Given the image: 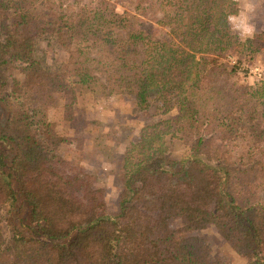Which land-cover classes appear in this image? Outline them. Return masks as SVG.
<instances>
[{
	"label": "trees",
	"instance_id": "trees-1",
	"mask_svg": "<svg viewBox=\"0 0 264 264\" xmlns=\"http://www.w3.org/2000/svg\"><path fill=\"white\" fill-rule=\"evenodd\" d=\"M131 3L0 0V264H223L193 236L211 227L264 264V79L244 82L229 61L264 53L263 39L243 44L227 27L234 0ZM42 38L66 61L38 58ZM83 91L133 98L144 123L116 218L70 159L74 138L40 113L75 122Z\"/></svg>",
	"mask_w": 264,
	"mask_h": 264
},
{
	"label": "rangeland",
	"instance_id": "rangeland-1",
	"mask_svg": "<svg viewBox=\"0 0 264 264\" xmlns=\"http://www.w3.org/2000/svg\"><path fill=\"white\" fill-rule=\"evenodd\" d=\"M122 13L133 11L132 0H108ZM234 8L227 18V27L237 35L244 44L248 40L258 42L263 39L264 49V0H234ZM160 39L168 38V29H161ZM246 49L239 58L232 55L229 61L238 66L241 79L244 82H254L264 79V53H250ZM37 57L48 67H58L66 61L67 55L56 48L49 38L38 41ZM77 104V119L66 123L61 118L60 110L41 108V115L55 122L58 129L66 136L74 138L70 146L71 160L83 166L94 175L96 184L105 192L108 215L116 218L120 213V193L122 190V161L128 144L139 137L144 126L138 115L133 98L129 96L91 97L88 91L81 92ZM6 112L0 105V131L5 123ZM254 125L264 127V118L254 122ZM185 149L178 144V155L183 157ZM13 219L12 223H13ZM11 223V221H10ZM177 228L181 221L175 222ZM9 233V232H8ZM211 246L212 255L223 264H247V260L237 256L230 246L211 227L193 234Z\"/></svg>",
	"mask_w": 264,
	"mask_h": 264
}]
</instances>
